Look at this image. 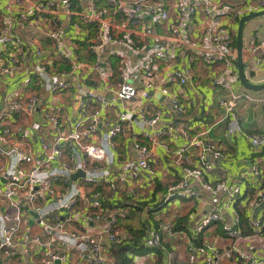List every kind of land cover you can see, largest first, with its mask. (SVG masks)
<instances>
[{
  "label": "crops",
  "instance_id": "1",
  "mask_svg": "<svg viewBox=\"0 0 264 264\" xmlns=\"http://www.w3.org/2000/svg\"><path fill=\"white\" fill-rule=\"evenodd\" d=\"M47 0H24L23 10H18L12 0H0V24L2 22L10 29L9 39L5 45H0V67L8 64L12 57L14 62L10 65V73L0 76V111L7 108L10 101L25 99L30 95L40 96L42 106L33 115H18L9 122L24 127L28 133H24L18 139L23 144V151L38 156L40 154V142L48 140L52 142L55 130L43 114L57 115L59 119V131L69 132L71 126L78 117L80 103L79 89L82 87L88 91H95L103 95L109 102V106L102 112L98 133L89 138L88 142H99L101 137L116 122L117 115L123 111L119 106L128 110L136 106H143L151 115L154 111L161 113V121L158 126L169 125L180 121L183 128H188L190 136L204 133L203 146L212 144L222 149L224 158L211 159L213 170L205 174L201 182H192L191 186L197 189L199 199L177 198L169 202H163V195L170 184L177 182L182 175L176 153L185 147L187 141L180 133L156 140V142L144 139L140 134L137 122L134 119L124 125L122 134L113 139V147L110 154L102 163L116 185V190H110L106 185L84 184L81 182V173L74 172L71 181L78 191V200L73 211L74 219L67 222V212L57 211L51 215L47 222L52 226L62 223L67 231H81L88 235H94L102 231L111 215L117 219L114 232L120 238V242L110 244L107 235H103L104 254L107 264H116L113 248L117 246L127 247L125 254L127 264H198L189 257V250L203 244H213L218 248L230 245V240L222 230L221 222L212 224L198 237L195 236L197 222L210 211H217L226 222L230 223L232 211L225 207L228 199L224 190L215 192V185L219 181L227 180V184L240 188L241 197L233 204L232 210L244 212L242 204L251 198L257 190L264 189V147L255 150L247 142L239 131L228 129L231 121L226 117L223 107L217 105L218 99L230 98L231 91L235 94L249 96V99L240 98L234 110L237 122L245 134L264 135V89L251 91L242 86L238 73L223 74L224 66L218 63L208 68L201 61L196 52V34L193 32L197 26H201L203 20L196 18L187 25L188 34L186 42L174 52V60L167 61L152 55L156 48L162 49L167 41L166 25L155 22L148 16L142 20H129L124 12L128 8L125 0H118L120 11L115 12V5L102 0L98 10H103L102 16L87 13L88 0H69L71 9L65 10L42 9L36 10V4ZM161 4L170 8V16L175 17L172 0H159ZM229 4H241L245 0H221ZM60 4L62 0H55ZM83 12L84 19L78 15ZM112 16V14H114ZM9 18L6 22L3 19ZM227 22V20H224ZM238 21V20H237ZM236 19L232 21L237 28ZM58 23L62 27L61 37L65 49L70 51V60H63L54 55L52 42L48 37V31L53 24ZM2 24V25H4ZM4 25V26H5ZM101 25L105 31L117 35L121 30L131 32L135 48L118 46L110 42L105 47L106 55L100 58L92 49V40ZM251 38L256 44L264 45V16L248 21L243 30V63L247 64L244 76L247 82L255 85L264 84V64L256 60L255 54L244 51ZM34 44L31 49L30 45ZM35 47H40L42 56H37ZM78 60L80 68L71 72L67 77V88L60 94H52L41 88L42 83L36 68L38 64L45 63L48 72H69L70 61ZM101 62L99 67L96 64ZM146 62L152 67L153 74L148 76L137 69L139 62ZM107 66H106V65ZM244 66V65H243ZM121 68H127V76L120 74ZM174 69L190 70L192 80L186 85L168 79L167 73ZM222 77L226 87L216 86L212 83L214 78ZM134 84L141 93L145 85L152 83L149 98L143 99L140 95L132 101L120 104L115 100L113 91L122 82ZM169 96H177L179 102L186 109L181 117L173 112L169 104ZM251 97V98H250ZM86 108L92 111L97 104L92 100H85ZM37 123V126H36ZM37 128H36V127ZM153 133L154 130L145 128ZM136 135L141 144L149 148L150 162L155 169L153 175L142 172L140 178L132 181L122 170V163L126 160H135L137 152L132 147L131 136ZM165 144L166 147H162ZM61 148H71L69 143H60ZM200 146L193 147L182 156L181 163L188 167L198 164L195 158ZM261 163L262 175L259 182L251 179H240L241 173L250 169L253 162ZM178 162V163H177ZM5 162L0 158V166ZM4 181L0 178V220L3 221V230L9 224L11 214L10 202L3 198ZM65 191L61 180L52 185L51 192L37 201V206L51 204L59 194ZM24 196L18 194L16 201L20 205ZM240 203V205H238ZM35 211V210H33ZM58 217V222L54 217ZM239 229L244 233H250L244 216H241ZM91 219V220H90ZM148 224V226H146ZM169 226V227H166ZM43 225L32 220L29 216L21 230L16 233L11 243L0 249V264H14L19 261L22 264H40L43 261L45 249L32 243V239L41 236ZM157 233L160 236V245L150 248L146 241L150 234ZM194 238L193 240H191ZM262 238V236H261ZM48 248L54 252L68 254L66 264H87V252L84 249H73L59 241L57 233L46 239ZM241 250H248L256 258L264 259V238L257 245L247 243L239 244ZM233 264L231 261L225 262ZM56 264V263H54Z\"/></svg>",
  "mask_w": 264,
  "mask_h": 264
},
{
  "label": "built area",
  "instance_id": "2",
  "mask_svg": "<svg viewBox=\"0 0 264 264\" xmlns=\"http://www.w3.org/2000/svg\"><path fill=\"white\" fill-rule=\"evenodd\" d=\"M18 10H23L24 0H12ZM102 0H88L87 13L93 16L104 14L103 10H98L99 3ZM107 3L114 4L115 12L120 11V3L118 0H105ZM127 9L124 12L126 18L130 21L142 20L148 16L155 22L166 25L167 41L162 49L156 48L152 55L157 58H163L167 61L174 60V52L176 49L186 42V34H188L187 25L196 18L203 20L201 26H197L193 31L196 34V44L198 45L197 56L200 61L208 68L222 63L224 66L223 74H237L236 51L234 42L235 28L232 21L239 20L242 16L252 14L264 10V0H245L241 4H229L221 0H172L175 17L170 16V8L161 4L159 0H125ZM98 5V6H97ZM65 10L71 9L69 0H62L60 4L55 0L41 1L36 4V10L42 9ZM83 12L79 18L84 19ZM112 14V16H114ZM9 22V18L3 19ZM224 20H227L225 22ZM238 22V21H237ZM2 24H4L2 22ZM0 24V45H5L9 39L10 29L7 25ZM62 27L55 23L53 28L48 31V37L52 42L54 55L63 60L69 61L70 51L65 49L63 39L61 37ZM127 30H121L117 35L105 31V26L101 25L94 39L92 40L93 51L100 55H106L105 47L108 43L114 42L118 46L135 48V42ZM34 44H31L29 49ZM244 51L256 55V60L264 64V45L256 44L254 38H251ZM34 52L37 56H42L40 47H35ZM14 60L11 57L7 61V65L0 67V76H6L10 73V65ZM100 61L96 64L99 67ZM82 64L78 60L70 61L69 72H48V66L45 63L38 64L36 71L39 81L42 83L43 89L52 94H60L67 88V77L71 76V72L78 71ZM106 65V64H105ZM243 70L247 69V64L243 63ZM107 66V65H106ZM137 69L148 76L153 74L152 67L146 62H139ZM127 68H121L120 74L127 76ZM170 80L177 82L179 85H186L192 80L191 71L174 69L167 73ZM212 83L216 86L226 87L222 77L214 78ZM152 83L145 85V89L139 93V90L132 83L122 82L117 89L113 91L115 100L120 104L132 101L139 95L143 99L149 98V91L152 89ZM79 109L78 117L75 118L71 130L69 132L59 131V119L57 115L50 113L43 114L45 120L51 123V126L57 134L54 135L52 142L42 140L40 142V154L38 156L25 153L23 144L18 139L24 133H28L25 128L14 123L11 126L9 122L18 115H33L36 110L42 106L40 96L30 95L25 99H16L7 104V108L0 111V158L4 160V164L0 166V178L5 182L2 192L3 198L10 202L11 214L9 215V224L6 226L4 234H0V249L7 246L13 240L23 224H25L28 213L24 207L35 210L38 213L40 224L43 225L41 236L32 239V243L39 248L45 249L43 253V261L40 264H66L69 260L68 254L54 252L48 248L49 243L46 239L52 234L57 233L59 241H62L70 248L84 249L87 252V264H107V258L104 254L103 235H107L110 244L120 242V238L114 232L117 219L115 215H111L106 221L102 231L94 235H88L81 231H67L62 223L52 226L43 224L47 222L51 215H56L57 211L67 212L65 220L70 222L74 219L73 211L78 200V191L71 181V175L74 172H80L81 182L84 184L106 185L110 190L115 191L116 185L108 171L102 167L110 149L113 147V139L122 134L124 125L130 123L134 118L141 132V136L151 142L162 140L172 136L174 133H180L187 144L183 149L176 153L177 160L180 164L182 172L181 178L167 187L163 195V202H169L177 198H195L199 199L197 189L191 186L192 182H201L205 174H209L213 170L211 159L219 160L224 158L221 148L212 144L202 143L204 133L190 136L189 129L183 128L180 121H175L169 125H161V113L154 111L151 115L143 106H136L133 109L123 108L116 117L113 126L101 137L98 143L88 142L87 140L98 133L100 118L102 112L110 105L106 98L95 91H88L82 87L79 89ZM249 99V96L235 94L231 91L230 98L218 99L217 105L223 107L231 118L228 129L231 131H239L244 135L247 142L255 150L264 147V135L262 134H245L237 122L234 110L237 101L240 98ZM169 104L177 117H181L186 113V109L179 102L177 96H169ZM251 98V97H250ZM92 100L97 104V108L88 111L85 100ZM264 98L259 99V101ZM37 126V123H36ZM35 126V127H36ZM37 128V127H36ZM145 128L154 130L151 133ZM132 147L137 152L135 160H126L122 163V170L132 180L136 181L140 178L142 172L153 175L155 169L150 162L149 148L145 144H141L137 136H131ZM69 143L71 148H61L60 143ZM166 147L165 144H161ZM200 146L201 149L196 152L195 158L198 161L197 166L188 167L180 161L183 154L189 152L193 147ZM177 162V163H178ZM259 161L253 162L250 169L241 173L240 179H251L254 182L261 180L262 168ZM61 180L65 186V191L59 194L51 204L47 206H37V201L42 199L46 194L51 192L52 185ZM215 192L224 190L226 199H228L225 207L232 211L231 222L228 223L217 211H210L205 214L195 227V236H199L212 224L221 222L222 230L231 241L230 245L218 248L215 245L203 244L189 250V257L193 258L198 264H227L231 261L233 264H264V259L256 258L248 250H241L239 244L247 243L250 245L259 244L264 238V189H259L249 199L242 204L244 212L232 210L233 204L237 203L241 197L240 188L237 186H229L227 180L219 181L215 185ZM22 193L24 205H20L16 201L18 194ZM240 205V203H238ZM244 216L250 233L244 234L239 229V224ZM54 221L58 222L57 216ZM91 220V219H90ZM3 221L0 220V231L3 230ZM148 226V224H146ZM169 227V226H166ZM262 236V238H261ZM192 238L191 240H193ZM150 248H157L160 245V236L157 233L150 234L146 241ZM14 264H22L17 261Z\"/></svg>",
  "mask_w": 264,
  "mask_h": 264
},
{
  "label": "water",
  "instance_id": "3",
  "mask_svg": "<svg viewBox=\"0 0 264 264\" xmlns=\"http://www.w3.org/2000/svg\"><path fill=\"white\" fill-rule=\"evenodd\" d=\"M264 16V10L255 12L252 14L242 16L237 23L236 34H235V51H236V66L237 73L240 83L246 89L251 91H260L264 89V84L255 85L246 81L243 70V30L245 24L257 17ZM24 210L32 217V220L39 222L38 213L29 209L28 207H24Z\"/></svg>",
  "mask_w": 264,
  "mask_h": 264
},
{
  "label": "trees",
  "instance_id": "4",
  "mask_svg": "<svg viewBox=\"0 0 264 264\" xmlns=\"http://www.w3.org/2000/svg\"><path fill=\"white\" fill-rule=\"evenodd\" d=\"M129 249L127 247L117 246L113 248L112 252L116 257V264H127L128 259L125 254Z\"/></svg>",
  "mask_w": 264,
  "mask_h": 264
}]
</instances>
